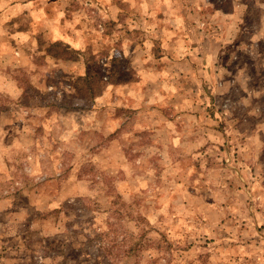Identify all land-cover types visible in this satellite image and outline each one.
I'll list each match as a JSON object with an SVG mask.
<instances>
[{
    "label": "rangeland",
    "instance_id": "rangeland-1",
    "mask_svg": "<svg viewBox=\"0 0 264 264\" xmlns=\"http://www.w3.org/2000/svg\"><path fill=\"white\" fill-rule=\"evenodd\" d=\"M28 3L80 59L0 96V264H264V0Z\"/></svg>",
    "mask_w": 264,
    "mask_h": 264
},
{
    "label": "crops",
    "instance_id": "crops-1",
    "mask_svg": "<svg viewBox=\"0 0 264 264\" xmlns=\"http://www.w3.org/2000/svg\"><path fill=\"white\" fill-rule=\"evenodd\" d=\"M28 1L0 0V96L8 94L13 97L22 94V88L16 78L18 69L26 70L33 83L36 86H40L38 80H41V77H39L38 73L43 70V65L49 62L50 59H55L52 56H48L45 47L51 42H64L60 37L50 38L46 35L49 27L45 21L38 23H42V26L46 24V27H34L33 18L35 17V20L38 19V14L34 15L35 5L28 3ZM63 3L66 8L68 3ZM40 15L43 17L41 13ZM18 17L24 23L19 24ZM62 21H64L66 28L61 24ZM59 26L58 32L63 34L65 31L71 30L72 22L69 20L65 21L61 17ZM35 49L37 52H35ZM34 110L40 111L41 108ZM14 111L20 113L23 110L20 105L10 108L0 107V131L9 127L13 128L16 125L15 121L11 125L4 121V119L14 117L16 114ZM29 111L31 110L29 109Z\"/></svg>",
    "mask_w": 264,
    "mask_h": 264
},
{
    "label": "trees",
    "instance_id": "trees-1",
    "mask_svg": "<svg viewBox=\"0 0 264 264\" xmlns=\"http://www.w3.org/2000/svg\"><path fill=\"white\" fill-rule=\"evenodd\" d=\"M46 53L56 59H65V60H78L80 59V51L73 49L70 47L69 44L63 41H56L51 42L45 47ZM118 73L114 70L108 77L107 81H103L97 84L96 82V74L93 71H89L86 73L85 76H81L78 78L79 81L84 83V88H87L90 97L94 98L99 96L103 93L109 83H121V82H128L129 79L126 77L121 76L119 79L117 78ZM125 74V73H124ZM103 81V82H102Z\"/></svg>",
    "mask_w": 264,
    "mask_h": 264
}]
</instances>
